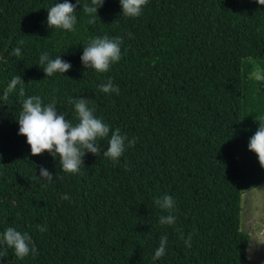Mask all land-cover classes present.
Wrapping results in <instances>:
<instances>
[{
    "label": "trees",
    "instance_id": "obj_1",
    "mask_svg": "<svg viewBox=\"0 0 264 264\" xmlns=\"http://www.w3.org/2000/svg\"><path fill=\"white\" fill-rule=\"evenodd\" d=\"M59 2L0 0V236L14 227L37 249L20 259L0 245V264H253L241 211L246 191L264 184L248 150L256 119L264 122V83L250 79L254 64L264 68V5L148 0L128 17L119 0H104L97 15L83 11L91 0H77L68 31L46 22ZM105 35L122 38L120 60L104 73L84 68L83 47ZM45 52L71 69L46 77ZM17 75L24 96L18 85L5 97ZM109 79L118 93L100 90ZM29 96L54 102L73 124L70 100L87 98L127 138L124 153L112 161L108 138L98 139L100 153L86 154L76 174L47 152L32 156L17 122ZM41 166L51 181L37 177ZM164 194L170 210L155 203ZM168 215L175 223L160 224ZM162 236L166 252L154 259Z\"/></svg>",
    "mask_w": 264,
    "mask_h": 264
},
{
    "label": "clouds",
    "instance_id": "obj_2",
    "mask_svg": "<svg viewBox=\"0 0 264 264\" xmlns=\"http://www.w3.org/2000/svg\"><path fill=\"white\" fill-rule=\"evenodd\" d=\"M148 0H119L122 8V14L128 17H137L141 14L142 8ZM104 0H91V6L85 5L83 11L90 15H97L98 8L102 7ZM259 5H264V0H257ZM76 4L69 0L56 3L47 10V25L49 28L63 30H74L76 24ZM91 22V21H90ZM122 38L97 37L92 39L87 46L83 47L80 57L82 65L86 69H94L96 72L104 73L109 71L110 65L118 62L121 58ZM16 55H20V48L14 50ZM40 64H44L43 71L47 76L54 73L64 74L68 72L72 65L61 59V56L50 59L47 52L40 57ZM250 79L264 83V68L254 64L250 73ZM20 86L19 95L24 96V81L20 75L15 76L8 84L5 91V97L8 93ZM100 90L104 93L119 92L111 79L107 83L100 85ZM74 104L77 123L66 119L65 115L59 113L55 103L44 104L39 96H29L23 100L22 110L17 119L19 130L18 135L26 137V142L30 146L32 156L49 153L54 159L59 157L61 170L65 173L76 174L79 172L83 163V157L91 153L97 156L100 153L98 139L108 138V148L103 155L112 161H117L125 151L126 137L120 134V130L112 131L110 126L102 119L94 115V110L89 107L87 98H74L70 100ZM259 127L250 137L248 150L256 154L259 164L264 168V122L256 119ZM129 146L135 144V139L128 141ZM40 179L51 181L53 174L45 167H39ZM61 199H70L65 194ZM155 203L161 209L170 210L174 206L173 198L164 194L161 198L156 199ZM160 224L171 225L175 223V217L172 215L161 216ZM40 231H46V227H39ZM190 246V240L186 241ZM168 238H160L159 247L155 250L154 259L162 257L167 248ZM0 245L14 250L15 255L23 259L31 253H35V248L31 237L28 233H21L14 227H8L0 236ZM31 245V247H30ZM2 257V254H0Z\"/></svg>",
    "mask_w": 264,
    "mask_h": 264
},
{
    "label": "rangeland",
    "instance_id": "obj_3",
    "mask_svg": "<svg viewBox=\"0 0 264 264\" xmlns=\"http://www.w3.org/2000/svg\"><path fill=\"white\" fill-rule=\"evenodd\" d=\"M245 160L249 168V161ZM242 230L251 236L247 256L253 264H264V184L248 189L242 199Z\"/></svg>",
    "mask_w": 264,
    "mask_h": 264
}]
</instances>
